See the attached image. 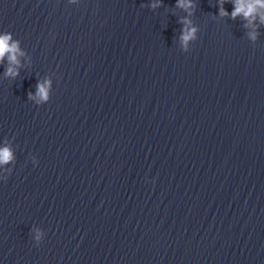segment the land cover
<instances>
[{"label": "water", "instance_id": "1", "mask_svg": "<svg viewBox=\"0 0 264 264\" xmlns=\"http://www.w3.org/2000/svg\"><path fill=\"white\" fill-rule=\"evenodd\" d=\"M154 2L0 0V264H264V24Z\"/></svg>", "mask_w": 264, "mask_h": 264}, {"label": "clouds", "instance_id": "2", "mask_svg": "<svg viewBox=\"0 0 264 264\" xmlns=\"http://www.w3.org/2000/svg\"><path fill=\"white\" fill-rule=\"evenodd\" d=\"M219 6V15L228 16L229 13L224 9V3H232L233 11L230 13L231 18L235 19L237 16H243L247 21L244 25L245 28H252L253 30L248 33V37L253 42L258 38V31L256 20L259 19L260 24H264V12L261 9H264V0H217ZM162 6V0H155L154 3L150 5L151 8L155 9ZM176 7L184 9L188 16L193 14V11L196 8L194 0H177ZM182 25L180 30V35L178 37L181 48L184 53H188L189 44L198 39L199 28L193 25L192 21L188 17H183L178 21ZM24 53L19 48V43L12 40L10 33H5L0 35V63H2L7 57L9 67L6 69L4 75L5 77H10L12 80H15L20 75V60L18 57L23 56ZM52 92V81L50 79H45L44 81L37 80L35 85V92L29 90L28 100L34 101L36 105H42L47 103L50 100V93ZM15 156L12 150L11 145L5 140L4 146L0 147V166L8 165L10 162H14ZM32 163L35 166L38 163V160L35 156L31 157ZM5 175L0 176V179L7 180L8 176L11 174L12 169H4ZM149 183H154V179L147 181ZM46 233H42L38 230L34 231L33 239L35 244L39 246L45 237Z\"/></svg>", "mask_w": 264, "mask_h": 264}]
</instances>
